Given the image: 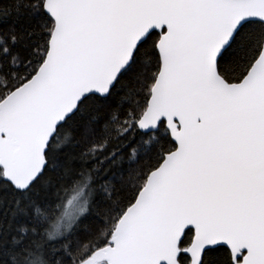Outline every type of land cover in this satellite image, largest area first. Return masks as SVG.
Wrapping results in <instances>:
<instances>
[{
    "label": "snow or ice",
    "instance_id": "1",
    "mask_svg": "<svg viewBox=\"0 0 264 264\" xmlns=\"http://www.w3.org/2000/svg\"><path fill=\"white\" fill-rule=\"evenodd\" d=\"M0 264H264V0H0Z\"/></svg>",
    "mask_w": 264,
    "mask_h": 264
}]
</instances>
